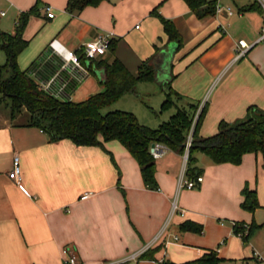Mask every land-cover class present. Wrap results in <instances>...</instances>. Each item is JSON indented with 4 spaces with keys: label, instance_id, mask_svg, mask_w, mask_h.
<instances>
[{
    "label": "crops",
    "instance_id": "crops-1",
    "mask_svg": "<svg viewBox=\"0 0 264 264\" xmlns=\"http://www.w3.org/2000/svg\"><path fill=\"white\" fill-rule=\"evenodd\" d=\"M61 1L60 5L51 2L58 10L42 5L39 16L28 21L36 17L48 22L30 57L29 68H36V75L30 77L41 88L49 83L50 93L63 88L58 98L74 102L81 94L84 101L102 91L101 62L117 58L126 67L129 61L140 64L150 59L153 82L160 88L170 82L175 92L193 103L211 89L203 103L202 138L216 134L220 121L243 118L249 106L264 110V41L256 43L263 18L255 0H205L215 1L216 11L203 19L183 0H103L73 14L65 11L67 0ZM45 6L51 8L52 19L46 17ZM158 16L179 35L178 51ZM27 26L23 38L29 44L24 51L31 42ZM103 35L117 40L115 51L87 64L88 75L81 84L70 80L66 71L59 72L60 62L49 57L52 40L79 53L84 43ZM240 40L251 48L235 60ZM66 70L75 78L81 75L70 67ZM153 145L161 146L162 152L154 159L156 189H148L138 164L119 143H105L101 149L76 146L67 139L51 142L28 120L20 123L7 111L0 113V264H63L68 256L75 257L77 264H158L162 259L179 263L196 260L209 250L222 261L262 262L255 255L264 257L262 156L245 154L239 165L197 160L203 181L187 190L179 188L186 169L182 155L163 144ZM15 157L19 183L8 177ZM245 186L255 190L260 206L252 213L240 207ZM83 194L89 197L81 200ZM173 203L184 211L182 217L179 211L172 213ZM185 223L201 231H184L180 226ZM235 223H254L258 229L243 242L233 233ZM158 247L156 261L138 260L144 251Z\"/></svg>",
    "mask_w": 264,
    "mask_h": 264
},
{
    "label": "trees",
    "instance_id": "trees-1",
    "mask_svg": "<svg viewBox=\"0 0 264 264\" xmlns=\"http://www.w3.org/2000/svg\"><path fill=\"white\" fill-rule=\"evenodd\" d=\"M103 0H67L65 11L73 14L80 13L87 7H96ZM187 7L198 19L214 15L216 2L205 0H183ZM39 0L26 12L19 14L15 24V33L7 34L0 31V49L6 54V63L0 66V93L10 100L11 116L14 117L22 110L29 113L28 125L44 132L51 142L70 140L80 147H99L105 149V143L117 142L132 156L139 166L145 187L156 189L155 160L150 148L153 144H163L167 148L183 155L184 144L193 125L194 115L199 103H193L179 95L171 88V83H165L161 89L164 100L161 111L173 108L174 114L158 129L140 125L135 116L129 112L104 109L114 105L126 95L135 94L140 82H153L155 69L150 59L142 61L136 73L132 74L124 64L114 58L111 63L101 62L104 70L102 91L81 102L62 101L43 91L29 76L32 69L28 67L21 71L17 64L18 56L26 49L29 42L23 38L29 18L39 16ZM249 7L248 9H251ZM256 9L260 8L256 3ZM154 9L151 14H155ZM261 13V12H260ZM159 17V16H158ZM163 31L168 41L180 49L181 40L172 24L159 17ZM117 40L109 41V51L114 53ZM82 60L83 57H80ZM206 114L205 105L197 117L192 129V142L188 152L185 177L189 180L200 175L196 167V153H203L213 164L239 165L245 154L260 152L264 168V110L249 106L243 118L231 123L220 121L217 133L202 138L199 136L203 118ZM241 209L254 212L260 208L255 190L245 186L241 190ZM184 231H201L193 228L190 223L182 224ZM200 229V230H199ZM258 226L254 223L246 226L235 223L233 233L243 242H248ZM245 230H247L245 232ZM245 232V233H244ZM159 247L142 253L138 260L156 261L154 254ZM220 259L215 251H206L202 257L182 264H218ZM158 264H175L163 260Z\"/></svg>",
    "mask_w": 264,
    "mask_h": 264
},
{
    "label": "rangeland",
    "instance_id": "rangeland-1",
    "mask_svg": "<svg viewBox=\"0 0 264 264\" xmlns=\"http://www.w3.org/2000/svg\"><path fill=\"white\" fill-rule=\"evenodd\" d=\"M36 1L37 0H0V13H5L4 17H0V31L3 33H7V34H14L15 27H16L15 24L18 20L19 14L25 11L24 10L26 9L25 7H27L28 5H30L28 6V8L31 7L33 4L36 3ZM51 2L55 3V5H60L62 1L61 0H39L38 10H40L42 5L44 4H48L52 8L58 10V8H56V6H54ZM62 10L63 9H60V11ZM47 23L48 22H46L45 20L37 19L36 17L30 20L27 26V29H26V35L28 34V36L30 37L29 39H31V42L27 50L22 52L17 59V64L21 71H25L29 67L31 63L30 57L33 54V51H35V49L39 47L38 41L41 40L42 36L44 37L45 33L48 30ZM111 55H114V54H111ZM129 62H130L129 64L127 65L125 64L127 69H129L131 72L136 73L137 66L139 65L138 63L139 60L138 61L133 60ZM180 62L181 61H177V64ZM5 63H6V54L3 50L0 49V66H3ZM91 84L92 83L90 81L87 84V86H90ZM210 92H211V89L208 88L205 92V96H203V98L200 100L199 105H203V103L209 100L210 95H211ZM82 97L83 96L80 94V96H76L73 99V101L81 102L83 99ZM163 100H164V96L161 92V88L159 87L157 83L140 82L137 84V89H136L135 94L126 95L114 105L104 109L103 112L105 113L112 109H118L121 111L129 112L135 116V118L137 119L140 125L150 128L152 130H156L159 128V126L162 123L167 122L169 118L174 114V111H175L173 108H169L165 111H161L160 106ZM196 101L198 102L199 100H196ZM9 105H10V100L4 97L3 94L0 93V113H4L5 111H7V113L11 115ZM28 119H29V113L25 110H22L19 114H16L13 117L14 121L20 122V123L25 122ZM201 128H204L203 122L201 124ZM207 130L208 131L203 129V133H206V132L213 133L211 132L212 130L211 131L210 129H207ZM199 136L202 137L200 135V129H199ZM204 137H209V135L204 136ZM256 154H259L260 156H262L260 152ZM194 156L196 160H199V163H200V160L210 161V159L203 153H196ZM262 161H263V157H262ZM262 167H263V164H262ZM262 189L264 192V185ZM260 212L264 214V204H262V209L260 210ZM262 223H264V221ZM262 223H260L259 226H262L263 225ZM263 232H264V227H263ZM202 255H203V251L200 253L198 258L202 257ZM255 255L259 256L260 257L259 259H262L263 261L254 262L251 259H248L247 261L223 260V261H220L218 264H264V257L261 256L259 253L257 254L256 252H255ZM183 261L187 262L185 260ZM188 261H192V259ZM184 262H179L175 264H180Z\"/></svg>",
    "mask_w": 264,
    "mask_h": 264
},
{
    "label": "built area",
    "instance_id": "built-area-1",
    "mask_svg": "<svg viewBox=\"0 0 264 264\" xmlns=\"http://www.w3.org/2000/svg\"><path fill=\"white\" fill-rule=\"evenodd\" d=\"M255 1L260 8V12H261V15L263 18V25L260 28L259 37H258V40L256 42V43H260V42L264 41V0H255ZM43 10H44L46 17L48 19L53 18V12H52L50 7L45 6L43 8ZM226 11H227V14L229 16H231L233 14L230 8H227ZM1 15H4V14L2 13ZM110 37L111 36H109V35H103V36H99L95 40L84 43L81 46L79 53L67 50L57 40H52L48 44L47 50H48L49 57L55 58L56 60H58V62H60L59 72L66 71V73L69 74V79L72 81L75 80L76 85H78V84H81L88 75V71H87L88 65L87 64H89L91 61L95 60L97 57L103 56L108 51L109 41L111 40ZM250 48H251V46H249L245 41H243V40L238 41L237 42V48L235 51V53H236L235 54V60H239V59L244 58ZM80 57H83V59L81 60ZM67 67H70L71 70H78L81 74L80 77L75 78L74 75L70 74V72L68 70H66ZM35 75H36V68L33 67L29 72V76L34 77ZM52 80H50V81H52ZM42 86H43V88H41V87L40 88L43 91L47 92L48 94L52 95L53 97H55L59 100H62V101H70V100H66L63 98H58L62 94L63 88L59 89V92H56V93L51 92L50 93V92H48L49 83H47L46 85L43 84ZM202 107H203V105H199V107H198V109L194 115V118H193V125L195 124ZM193 125H192V128H191L188 136H187L186 142L184 144V153L182 155L184 165L187 163L188 152H189V148H190L191 142H192ZM161 152H162V147L159 145H153V147H151V149H150V153H151L153 159H157L160 156ZM8 177L10 180L15 181L16 183H19V181H20L19 167H18L16 157L13 160V167H12L11 172L8 174ZM202 181H203V178L200 175H198L195 179H191V180L187 179L185 176L183 177V175H182V177L180 179V183H179V188L180 189L183 188V189H187V190H193L200 183H202ZM88 197H89V194H83L80 197V199L85 200ZM178 211H179V209L177 208L176 204L173 203L172 204V213L174 214ZM179 215L182 217L184 215V211L180 210ZM246 231L247 230H245V232ZM144 252H146V251H144ZM135 257L136 256L132 257L131 259H135ZM161 261H163V259L159 260L157 262L160 263ZM62 263L63 264H77V260L73 256H68L67 258H65L62 261Z\"/></svg>",
    "mask_w": 264,
    "mask_h": 264
},
{
    "label": "water",
    "instance_id": "water-1",
    "mask_svg": "<svg viewBox=\"0 0 264 264\" xmlns=\"http://www.w3.org/2000/svg\"><path fill=\"white\" fill-rule=\"evenodd\" d=\"M151 147H153V146H151Z\"/></svg>",
    "mask_w": 264,
    "mask_h": 264
}]
</instances>
